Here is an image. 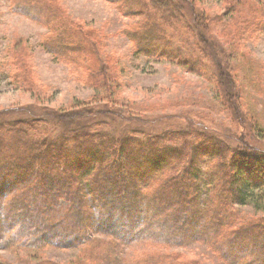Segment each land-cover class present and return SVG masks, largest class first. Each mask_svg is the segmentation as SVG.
Masks as SVG:
<instances>
[{"label": "rangeland", "instance_id": "1", "mask_svg": "<svg viewBox=\"0 0 264 264\" xmlns=\"http://www.w3.org/2000/svg\"><path fill=\"white\" fill-rule=\"evenodd\" d=\"M15 1L0 0V114L22 119L28 111L47 110L76 118L85 111L90 115L104 110L106 115L74 122L80 127L92 122L96 131L106 130L98 126L105 124L114 127L117 136L129 132L127 137L143 143L147 137L162 138L170 131L174 136L163 145L176 146L180 135L186 142L198 136L202 140L199 145L207 143L214 148L199 162L202 207L209 197L206 173L211 166H223L225 161L230 164L235 152L244 153V142L264 150V0H188L206 16L202 25L206 41L196 39L185 21L163 24L167 36L173 37L169 43L179 47L183 63L156 59L155 54L161 50L154 47L156 42L141 40L144 18L134 15L128 0H43L52 14L43 11L46 15L40 17L42 11H30L37 20L23 16ZM187 7L185 11L192 14ZM226 10L229 12L224 14ZM61 40H72L74 52L53 49V42L59 49L65 45L63 42L59 46ZM141 48L147 53H138ZM212 51L218 62L230 63L226 78L234 84V103L245 116L243 120L234 117V105L220 91ZM128 117L136 119L131 127H127ZM189 121H194L196 128L201 125L197 135L187 136L181 131ZM250 125L259 138L253 130L250 137L244 134L242 142V132L251 131ZM70 127L65 122L52 129H61L58 134L62 135ZM219 134L222 138L217 137ZM208 138L209 142L204 141ZM187 160L179 162V167ZM172 163L178 164L173 157ZM241 190L234 199L237 223L250 225L264 220V188ZM95 237L107 242L116 264H126L123 260L138 264L144 256L158 257L159 252L156 263H165V257H171L169 264H228L207 243L152 247ZM87 251L15 244L0 249V264H71L85 259Z\"/></svg>", "mask_w": 264, "mask_h": 264}, {"label": "trees", "instance_id": "2", "mask_svg": "<svg viewBox=\"0 0 264 264\" xmlns=\"http://www.w3.org/2000/svg\"><path fill=\"white\" fill-rule=\"evenodd\" d=\"M128 1L134 15L144 18L141 40L156 42L154 47L161 50L155 54L156 59L184 61L179 47L169 43L173 37L167 36L164 22L185 21L196 39L206 41L202 26L206 16L193 4L192 8L188 0ZM188 5L192 14L185 11ZM16 6L23 16L33 19L37 15L30 11H42L40 17H45L43 11L52 14L43 0H21ZM64 41H59V46ZM64 43L60 49L55 42L52 47L59 53H73V41ZM47 46L53 51L51 44ZM146 51L141 48L138 53ZM212 56L220 91L234 105V117L243 120L245 116L234 103V84L226 78L230 63L218 62L214 53ZM46 111H28L22 119L0 114V249L15 244L28 248H88L85 259L71 264H116L107 242L96 240L99 235L124 245L144 243L152 247L202 242L228 264H264V220L239 225L234 210V199L241 195L242 187L264 188V150L243 141L245 133H255L253 125L251 131L242 132L244 153L235 152L230 164L225 161L223 166L209 168V197L202 207L199 162L214 148L204 142L199 145L202 140L198 136L186 142L180 135L176 146L163 145L174 136L170 131L162 138L148 135L151 137L143 143L127 137L129 132L117 136L114 127L105 124L98 126L108 130L96 131L92 122L82 124L84 127L74 122L106 115L104 110L90 115L85 111L86 116L76 118L66 114L68 119ZM125 119L127 127L136 121ZM65 122L72 128H66L62 135L58 134L61 129H52ZM194 124L189 121L181 131L187 136L197 135L201 125L196 128ZM242 128L247 131L246 126ZM217 137L222 138L220 134ZM172 157L178 164L172 163ZM184 158L188 159L185 166L179 167ZM160 257L159 252L158 257L146 255L141 260L147 264L171 261V257H165L167 263H156Z\"/></svg>", "mask_w": 264, "mask_h": 264}]
</instances>
